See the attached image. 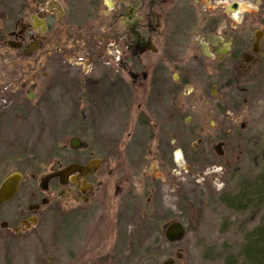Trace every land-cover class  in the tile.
Wrapping results in <instances>:
<instances>
[{
    "label": "flooded vegetation",
    "instance_id": "obj_1",
    "mask_svg": "<svg viewBox=\"0 0 264 264\" xmlns=\"http://www.w3.org/2000/svg\"><path fill=\"white\" fill-rule=\"evenodd\" d=\"M260 80L264 0H0V184L19 175L0 203V264H141L149 210L231 171L235 96L254 144ZM41 127L60 130L54 163L29 174L25 201L20 162ZM92 209L114 213L90 227Z\"/></svg>",
    "mask_w": 264,
    "mask_h": 264
},
{
    "label": "rangeland",
    "instance_id": "obj_2",
    "mask_svg": "<svg viewBox=\"0 0 264 264\" xmlns=\"http://www.w3.org/2000/svg\"><path fill=\"white\" fill-rule=\"evenodd\" d=\"M251 99L253 101V116L256 118V121H254L256 126L254 125L255 127L251 130L254 133L253 136L258 137L261 142H264V80L259 81L255 93L251 94ZM233 103V128L235 131L233 137L234 139H241V143H243L247 136L243 135V131L240 129L239 124L247 121V114L243 112L245 106L244 103L242 104V95L239 97L235 96ZM29 129L30 127L27 125V131ZM40 130L41 140L39 145L27 142V152H35L37 156L30 157L31 159L26 158L24 161L20 162L22 163L21 169L23 170L25 178L21 182L20 193L17 197L24 194L25 201L28 199L26 191L33 183L30 181L29 174L35 173L37 175L35 179V183L37 184L38 178L46 173L50 165L54 163V159L51 156L54 155L52 153H54L57 146V141L55 140L60 130L49 127H41ZM84 132V130L78 128L70 130V134L73 133L81 137L87 134V132ZM68 137L69 135H64L62 141L67 142ZM12 147L11 145V149H13ZM235 157L236 154L234 155V158ZM245 158L242 159L243 165L247 169H250L251 164L248 163V158ZM65 161V158L61 160L63 163ZM233 163L232 161V166ZM9 167L10 170H13L20 167V164L17 160H11ZM204 172L206 174V180L203 184L197 183L193 185L195 187L187 186L185 191L182 192L187 198V202L177 207L174 206L175 204L172 203L174 200L173 191L169 190V192H167L169 195L168 207L154 208L151 210V213L149 210L148 214L150 215H147V217L137 224L136 229L141 231L142 235L148 236L143 240V246H141L147 253L143 254L140 258L142 259L141 264H162L165 260L170 258L174 259V264H211L203 262L201 255L202 251L208 245L219 247L222 242L229 241L231 238L236 237L231 223L238 217L216 202V196L219 192L226 188H231L233 183L232 179L228 185H226L229 179H227L225 173L222 172L221 174L220 172L222 179H217L216 171L205 170ZM229 172L230 171H228V173ZM248 172H250V170H248ZM212 176L214 178H212ZM113 213L114 210L110 212L108 209L104 211L102 209H92L88 212L89 226L92 227L93 223L99 222L97 218L102 217L107 220ZM161 215H170L171 217L162 220ZM257 218L258 217L248 224L252 225L256 222ZM168 219L177 220L185 227L186 233L180 242L170 244L163 241L164 224L170 221ZM147 220L149 221L146 223L145 221ZM224 222L227 224H223ZM226 225H229V227L227 228ZM146 228H148V231H146ZM89 231L93 232L92 229ZM178 252L181 254L179 258L176 257ZM212 264L219 263L213 262Z\"/></svg>",
    "mask_w": 264,
    "mask_h": 264
},
{
    "label": "trees",
    "instance_id": "obj_3",
    "mask_svg": "<svg viewBox=\"0 0 264 264\" xmlns=\"http://www.w3.org/2000/svg\"><path fill=\"white\" fill-rule=\"evenodd\" d=\"M254 140L256 142L248 147L246 139L243 143L241 139H234V153L237 158L233 159V170L229 173L225 172L229 179L226 185L231 179L233 183L230 189L226 188L216 196L219 205L238 217L231 223L236 237L222 242L219 247L208 245L201 254L205 263L264 264V142L255 136ZM248 149L251 156L248 161L251 164L250 169L244 167L242 162V159L247 157ZM170 217V215H161L162 220ZM256 217H258L256 222L249 225L248 223L253 222ZM226 227L228 228L229 225ZM137 233L138 247H140L146 235H142L138 229ZM163 241H166L165 237Z\"/></svg>",
    "mask_w": 264,
    "mask_h": 264
},
{
    "label": "water",
    "instance_id": "obj_4",
    "mask_svg": "<svg viewBox=\"0 0 264 264\" xmlns=\"http://www.w3.org/2000/svg\"><path fill=\"white\" fill-rule=\"evenodd\" d=\"M257 44H254L253 50H257ZM78 144V140L76 138L71 139V145L75 147ZM218 153L219 151L216 150ZM92 163H88L85 166H74L73 164L67 165L62 171H67L73 167L79 169L82 173L86 171V169L91 166ZM59 174V173H58ZM50 176H45L43 181L41 182V186H44V181H46ZM19 181V175L11 174L7 178H5L0 184V203L9 199L13 193L16 191L17 183ZM185 234V228L179 221H172L165 226L164 236L169 242H177L179 241ZM180 252L176 254V257L179 258ZM162 264H174V259L170 258L165 260Z\"/></svg>",
    "mask_w": 264,
    "mask_h": 264
}]
</instances>
